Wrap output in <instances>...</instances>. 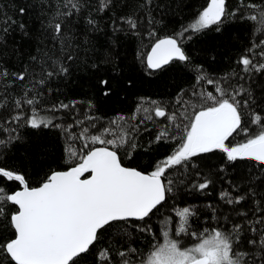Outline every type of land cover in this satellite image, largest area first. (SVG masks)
<instances>
[{
	"label": "trees",
	"instance_id": "16d2710c",
	"mask_svg": "<svg viewBox=\"0 0 264 264\" xmlns=\"http://www.w3.org/2000/svg\"><path fill=\"white\" fill-rule=\"evenodd\" d=\"M207 2L151 0L146 4L145 0H113L112 6L101 13L96 11L97 0H80L79 11H74L69 18L59 17L65 25L64 37L68 38V47L61 52L60 41L51 39L48 28L57 10L66 11L61 0H0V67L9 73L27 71L26 81H16L7 93L5 85L0 83V97L10 96L9 106L0 109V139L6 141L0 146V167L23 173L29 185L35 187L52 171L65 170L80 162V155L88 150L84 147L87 141L81 138L84 128L89 130V135L98 134L122 115L138 126L132 137L136 147L131 149L125 145L118 150L122 163L151 172L158 161L176 149L181 132H177L166 118L154 117L152 121L139 124L143 118L140 113L137 121H131L137 105L143 98L144 107H150L148 102L154 100L169 113L185 108L191 113L194 109L188 105L200 103L193 96L194 92L217 95L214 85L208 84L207 79L219 81L229 92L239 91L235 99L239 101L242 126L249 131L248 134L233 133L225 143L232 147L257 133L260 125L251 121L253 113L264 117V70L245 71L239 63V58L246 54L251 55L254 63H264V57L259 55L264 45L253 49L251 54L246 52L253 43L264 38L260 32L254 33L255 22L241 18L250 10L242 9L235 16L229 15L220 25V31L216 26L200 32L189 29L179 38L190 57L189 62L172 61L159 70H149L146 66L147 52L155 42L149 32L154 31L160 37L182 32L195 21ZM243 2L246 4L248 0ZM251 2L259 4L261 0ZM226 3L230 13L241 6L240 0H226ZM20 8H25L26 13L22 15ZM128 15L137 18L135 30L121 20ZM150 18L156 23L149 25ZM89 19L94 25L88 23ZM5 20L15 23H4ZM21 23L23 30L19 27ZM4 28L7 32L2 31ZM65 52H70L73 59L67 60ZM49 58L62 63L67 73L57 70L51 77H42V67H47L45 62ZM196 65L201 66L207 78L200 83L196 81ZM41 78L45 82L37 83ZM105 79L111 89L107 96L99 83ZM9 80L14 77L10 76ZM33 86L39 98L38 105H23L19 111L30 116L31 108L37 107L43 118L51 120V125L32 128L23 120L4 124L3 119L12 111L11 97H19L26 87ZM59 104L69 107L52 110L53 105ZM86 116L93 119H86ZM177 123L187 124L188 121L178 119ZM164 128L177 139L155 142V136ZM12 136L17 139L12 140ZM98 146L101 145L89 143V148ZM67 149L77 155H69ZM164 180L166 184L172 181V191L166 193L165 201L142 221L128 219L102 230L100 239L81 264H95L93 255L105 247L110 248L112 264H119L121 258L117 253L128 248L137 249L136 254H130L136 260L153 244L163 242L162 229L174 232L178 222L176 211L184 207L195 212L189 224L191 230L197 232L212 227L233 232V226L239 225L235 233L238 250L249 254V264H264L259 245L264 235V222H261L264 221V165L251 159L229 161L225 153L214 149L167 170ZM205 181L207 188L199 189L197 185ZM0 187L14 191L19 185L0 177ZM222 193L229 195L222 197ZM238 196L244 199L239 203H227V199ZM145 227L151 231L140 230ZM2 235L6 233L0 226ZM182 240L184 244L193 242L189 236ZM253 240L257 243L250 244Z\"/></svg>",
	"mask_w": 264,
	"mask_h": 264
},
{
	"label": "snow or ice",
	"instance_id": "6c2138e0",
	"mask_svg": "<svg viewBox=\"0 0 264 264\" xmlns=\"http://www.w3.org/2000/svg\"><path fill=\"white\" fill-rule=\"evenodd\" d=\"M113 0H97V12H105L112 6ZM150 4L151 0H145ZM240 7L227 9L226 0H208L207 6L199 12L195 21L182 32L172 36H157L154 31L149 32L155 37L151 44V51L146 55V66L149 70H159L172 61L189 62L190 57L179 42L185 33L191 29L200 32L211 26L220 25L229 15L235 16L242 9H247L242 19L255 22L254 33L260 32L264 37V0L259 4L251 0L245 4L240 0ZM61 6L66 9L63 13L56 11L54 19L49 21L48 28L51 39L60 41V51L68 47V38L64 37L65 25L59 17L69 18L74 11L81 8L80 0H61ZM23 15L25 8L19 9ZM151 17V13H148ZM121 20L132 30L137 28V18L132 15L121 17ZM4 23H15L5 20ZM89 24L94 21L89 19ZM149 25L156 23L154 18L148 20ZM19 27L23 30L24 25ZM7 32V28L2 29ZM63 38V39H62ZM264 45V38L253 43L246 52L251 54L253 49ZM264 57V49L259 52ZM65 58L72 60L70 52H65ZM36 58L33 57V60ZM239 63L245 71L255 69L264 70V63H254L251 55H242ZM47 67H42V77H51L58 70L67 73L68 69L58 60L49 58ZM194 71L197 83L204 81L206 75L201 66L196 65ZM14 80H9V77ZM27 71L9 73L6 68L0 67V83L5 85V92L16 81L25 82ZM43 84V78L36 81ZM105 89L104 95L110 94L108 80L99 81ZM131 83V82H129ZM207 83L214 85L217 95L212 92L193 93L200 101L188 106L194 110L169 111L157 101H150V107H144L143 98L137 105V111L131 116V121H137L138 115L143 113L139 124L152 121L155 118H166L179 136L176 149L162 160L158 161L151 172H144L135 167H126L118 155V150L127 145L134 149L136 144L132 137L137 131V125L131 124L129 119L118 116L110 122L109 127L102 128L98 134L89 135L84 128L81 138L87 141L84 147L87 152L80 155V162L69 167L66 171H52L38 184L29 185L25 175L15 169L0 167V177L8 181L18 182V190L9 191L0 187V226L6 235L0 236V264H81L88 257L92 247L100 239V232L116 222L127 221L132 218L144 220L166 199V193L172 191V181L165 183L164 176L167 170L184 165L192 157L200 153H208L219 149L226 154L229 161L251 159L264 165V117L252 114V124L260 125V130L250 135L245 142L229 147L225 141L233 133L242 131L248 134V129L242 126V116L239 110V101L235 98L239 91L229 92L221 87L220 82L207 79ZM9 95L0 97V109L9 106ZM211 101V103H209ZM39 98L33 87H26L21 96L11 97V114L3 119L4 124L16 123L21 120L32 128L49 127L51 120L43 118L37 107L31 108V115L25 116L19 111L23 105H38ZM187 103V102H186ZM247 103V102H245ZM67 104L53 105L52 110L68 108ZM91 107V105H90ZM93 119L92 117H85ZM178 119L187 120V124L177 123ZM79 123V122H78ZM114 126V127H113ZM58 127V125H57ZM95 127V125H93ZM8 129H5L7 131ZM15 132V129L11 130ZM111 137V138H108ZM12 140L17 137L12 136ZM177 139L170 134L168 128L162 129L156 136L155 142ZM89 143L99 144L100 147L89 148ZM6 141L0 139V146ZM69 155L77 153L67 149ZM89 173L87 178H82ZM208 182L199 183V189H205ZM229 194L222 193V197ZM243 196L227 199V203H239ZM195 215L193 209L184 207L176 211L178 222L171 232L162 229L163 242L153 244L150 250L136 260L130 254H136L137 249L128 248L119 251V264H249V254L238 250L235 243V233L240 226L234 225L233 232L220 227L205 228L197 232L191 230L189 220ZM264 222V221H261ZM141 231L150 232V228H141ZM255 231V229H253ZM189 236L192 243L184 246L182 237ZM256 244V241H249ZM262 259H264V235L259 241ZM95 264H112L113 257L109 247L99 249L94 255Z\"/></svg>",
	"mask_w": 264,
	"mask_h": 264
},
{
	"label": "water",
	"instance_id": "95a60500",
	"mask_svg": "<svg viewBox=\"0 0 264 264\" xmlns=\"http://www.w3.org/2000/svg\"><path fill=\"white\" fill-rule=\"evenodd\" d=\"M149 51H151V47H150ZM149 51H148V52H149ZM148 52H147V53H148ZM145 61H146V59H145ZM98 147H100V146H98ZM72 167H73V166H72ZM126 167H127V166H126ZM66 170H67V169H65V170H59V171H66ZM88 175H90V174H89V173H85L84 176H83L82 178H87ZM37 186H38V185H37ZM130 219H132V218H130Z\"/></svg>",
	"mask_w": 264,
	"mask_h": 264
},
{
	"label": "rangeland",
	"instance_id": "374dc122",
	"mask_svg": "<svg viewBox=\"0 0 264 264\" xmlns=\"http://www.w3.org/2000/svg\"><path fill=\"white\" fill-rule=\"evenodd\" d=\"M191 243L185 242L184 246H189Z\"/></svg>",
	"mask_w": 264,
	"mask_h": 264
}]
</instances>
